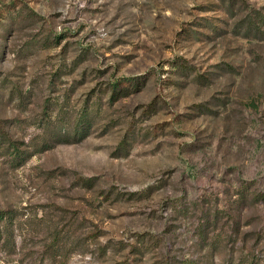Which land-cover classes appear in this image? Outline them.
Returning a JSON list of instances; mask_svg holds the SVG:
<instances>
[{
  "label": "rangeland",
  "instance_id": "obj_1",
  "mask_svg": "<svg viewBox=\"0 0 264 264\" xmlns=\"http://www.w3.org/2000/svg\"><path fill=\"white\" fill-rule=\"evenodd\" d=\"M3 211L0 264H264V0H0Z\"/></svg>",
  "mask_w": 264,
  "mask_h": 264
},
{
  "label": "trees",
  "instance_id": "obj_2",
  "mask_svg": "<svg viewBox=\"0 0 264 264\" xmlns=\"http://www.w3.org/2000/svg\"><path fill=\"white\" fill-rule=\"evenodd\" d=\"M242 197H243V196H242ZM241 199H242L241 197H240V198H237V201H238V200H241ZM254 200H255V199H254ZM0 217H2V219L5 218L4 211L0 213Z\"/></svg>",
  "mask_w": 264,
  "mask_h": 264
}]
</instances>
